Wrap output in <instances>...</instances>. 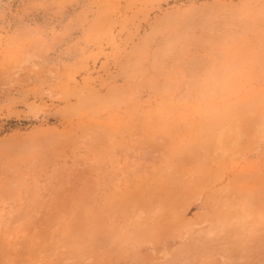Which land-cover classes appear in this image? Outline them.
<instances>
[{"label": "rangeland", "instance_id": "rangeland-1", "mask_svg": "<svg viewBox=\"0 0 264 264\" xmlns=\"http://www.w3.org/2000/svg\"><path fill=\"white\" fill-rule=\"evenodd\" d=\"M0 264H264V0H0Z\"/></svg>", "mask_w": 264, "mask_h": 264}, {"label": "bare ground", "instance_id": "bare-ground-1", "mask_svg": "<svg viewBox=\"0 0 264 264\" xmlns=\"http://www.w3.org/2000/svg\"><path fill=\"white\" fill-rule=\"evenodd\" d=\"M253 105V104H252ZM252 105H250V107H252ZM244 109H246V108H244ZM249 109H252V108H249ZM253 109H254V106H253ZM255 110V109H254ZM251 111H253V110H251ZM254 112V111H253ZM249 113V112H248ZM251 114V113H250Z\"/></svg>", "mask_w": 264, "mask_h": 264}, {"label": "crops", "instance_id": "crops-1", "mask_svg": "<svg viewBox=\"0 0 264 264\" xmlns=\"http://www.w3.org/2000/svg\"><path fill=\"white\" fill-rule=\"evenodd\" d=\"M47 19V18H46ZM44 20V19H43ZM47 20H50V19H47Z\"/></svg>", "mask_w": 264, "mask_h": 264}]
</instances>
